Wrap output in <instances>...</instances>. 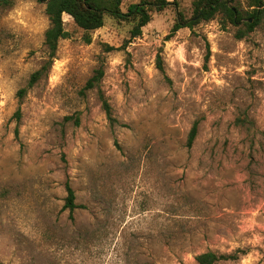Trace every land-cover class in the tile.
<instances>
[{
    "label": "rangeland",
    "instance_id": "obj_1",
    "mask_svg": "<svg viewBox=\"0 0 264 264\" xmlns=\"http://www.w3.org/2000/svg\"><path fill=\"white\" fill-rule=\"evenodd\" d=\"M193 1L169 0L131 42L108 20L86 44L65 15L73 36L23 98L47 59L46 3L0 9L1 263L196 264L213 251L264 264V20L242 39L243 23L221 18L172 35Z\"/></svg>",
    "mask_w": 264,
    "mask_h": 264
},
{
    "label": "trees",
    "instance_id": "obj_2",
    "mask_svg": "<svg viewBox=\"0 0 264 264\" xmlns=\"http://www.w3.org/2000/svg\"><path fill=\"white\" fill-rule=\"evenodd\" d=\"M46 3L45 13L49 20V27L45 32L44 44L47 59L40 69L31 74L27 85L20 89L18 97L23 98L29 89L40 81L52 67L56 58L61 40L71 38L74 32L67 30L64 16L68 15L75 27L81 31L82 40L86 44L92 41V33L105 26L108 20L128 26L131 42L139 38L144 27L152 20L155 14L163 12L172 3L169 0H42ZM14 5V0H0V9H9ZM221 18L224 24L238 25L243 23L239 29L237 38L242 39L251 33L264 20V0H247V10L233 5L231 0H194L192 17L187 18L181 11L177 12V19L171 29L172 35L184 27L194 28L201 23H208ZM210 52H208L209 54ZM158 68L163 72L161 56H158ZM103 77V71L98 70L86 84L85 90H91L98 86ZM103 109L111 122L115 120L111 115V107L107 99L100 94ZM16 117H20L17 111ZM242 123H244L242 121ZM198 134V123L191 129L188 137V147H191ZM67 196L64 209L73 213L82 207L77 204V196L69 183L66 184ZM236 259L234 255H219L213 251L201 253L195 257L196 264H217L223 260ZM0 264H3L0 262Z\"/></svg>",
    "mask_w": 264,
    "mask_h": 264
}]
</instances>
